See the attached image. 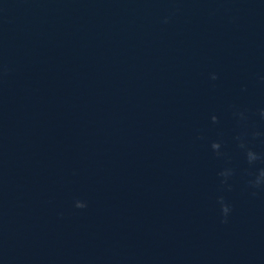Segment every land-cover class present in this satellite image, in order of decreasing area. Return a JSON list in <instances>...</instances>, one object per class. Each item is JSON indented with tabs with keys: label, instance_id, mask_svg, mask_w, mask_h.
Listing matches in <instances>:
<instances>
[{
	"label": "water",
	"instance_id": "1",
	"mask_svg": "<svg viewBox=\"0 0 264 264\" xmlns=\"http://www.w3.org/2000/svg\"><path fill=\"white\" fill-rule=\"evenodd\" d=\"M0 264H264V0H0Z\"/></svg>",
	"mask_w": 264,
	"mask_h": 264
}]
</instances>
